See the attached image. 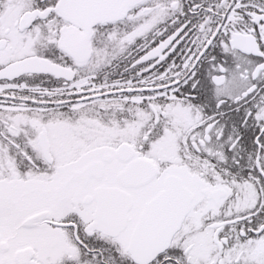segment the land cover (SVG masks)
<instances>
[{"label":"snow or ice","instance_id":"obj_1","mask_svg":"<svg viewBox=\"0 0 264 264\" xmlns=\"http://www.w3.org/2000/svg\"><path fill=\"white\" fill-rule=\"evenodd\" d=\"M0 264H264V0H0Z\"/></svg>","mask_w":264,"mask_h":264}]
</instances>
